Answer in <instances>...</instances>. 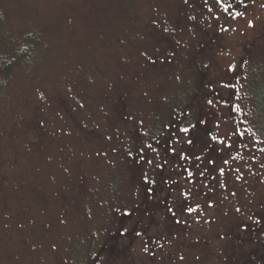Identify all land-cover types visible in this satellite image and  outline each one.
Listing matches in <instances>:
<instances>
[{
	"label": "rangeland",
	"instance_id": "rangeland-1",
	"mask_svg": "<svg viewBox=\"0 0 264 264\" xmlns=\"http://www.w3.org/2000/svg\"><path fill=\"white\" fill-rule=\"evenodd\" d=\"M0 16V264H264V0Z\"/></svg>",
	"mask_w": 264,
	"mask_h": 264
},
{
	"label": "trees",
	"instance_id": "trees-1",
	"mask_svg": "<svg viewBox=\"0 0 264 264\" xmlns=\"http://www.w3.org/2000/svg\"><path fill=\"white\" fill-rule=\"evenodd\" d=\"M1 24L2 16H0V27ZM27 52L28 48L21 51H9L4 45L0 44V82L5 83V81H8L9 77L22 66L21 63L24 62L25 58H28ZM84 256H86L85 253L82 257L84 258Z\"/></svg>",
	"mask_w": 264,
	"mask_h": 264
},
{
	"label": "snow or ice",
	"instance_id": "snow-or-ice-1",
	"mask_svg": "<svg viewBox=\"0 0 264 264\" xmlns=\"http://www.w3.org/2000/svg\"><path fill=\"white\" fill-rule=\"evenodd\" d=\"M225 10H227V8H226ZM193 127H194V126H193ZM189 130H190V129H189V128H187V127H186V128H182V129H181V131H183V132H185V133H188V132H189ZM188 142H189V143H191V141H188ZM148 147H151V145H148ZM189 211H193V209H189Z\"/></svg>",
	"mask_w": 264,
	"mask_h": 264
},
{
	"label": "flooded vegetation",
	"instance_id": "flooded-vegetation-1",
	"mask_svg": "<svg viewBox=\"0 0 264 264\" xmlns=\"http://www.w3.org/2000/svg\"><path fill=\"white\" fill-rule=\"evenodd\" d=\"M253 227H254V225H253ZM257 228L255 227V229L254 230H256Z\"/></svg>",
	"mask_w": 264,
	"mask_h": 264
}]
</instances>
